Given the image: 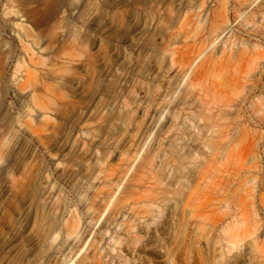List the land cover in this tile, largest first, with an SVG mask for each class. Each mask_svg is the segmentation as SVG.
Here are the masks:
<instances>
[{"label":"rangeland","instance_id":"374dc122","mask_svg":"<svg viewBox=\"0 0 264 264\" xmlns=\"http://www.w3.org/2000/svg\"><path fill=\"white\" fill-rule=\"evenodd\" d=\"M43 1L0 0V264H264V0Z\"/></svg>","mask_w":264,"mask_h":264},{"label":"bare ground","instance_id":"6f19581e","mask_svg":"<svg viewBox=\"0 0 264 264\" xmlns=\"http://www.w3.org/2000/svg\"><path fill=\"white\" fill-rule=\"evenodd\" d=\"M45 2V3H44ZM44 3V9H43V12L42 13H35L33 10L29 11L26 13V17L28 19H32L35 24L37 26H40V27H44L46 26V24H48V21L50 19H53L55 18L56 14H57V7L55 5V0H45L43 1ZM56 22V21H55ZM48 26V25H47ZM52 26V25H51ZM55 34V27L53 28H48L47 27V31H46V37L48 39H52L55 38L54 35ZM63 45V44H62ZM213 46V42H210L208 43L203 49L202 51H200L195 57H193L186 65V67H183L181 69V71L183 72V75H184V81L187 79V81H189L190 79H194L197 74H196V66H197V63L203 58V56L206 54V52ZM35 78V75H33V73H31L30 71H26L25 73V82L26 83H30L32 82V80ZM183 81V82H184ZM188 84V83H187ZM62 108L60 107V110ZM147 159V155H143V156H139L138 158H134L132 160V168L130 169L128 175L130 177H134L138 170L140 169V167L142 166V164L145 163ZM123 192L126 190V186H123ZM122 192V193H123ZM121 193V194H122ZM120 194V195H121ZM118 196L116 199H115V203L113 206H111L110 208V211H109V214L108 215H111L115 212L116 208H117V205H118V202L121 200L122 196ZM81 260H79L80 262ZM92 264H96L95 262L92 263Z\"/></svg>","mask_w":264,"mask_h":264}]
</instances>
